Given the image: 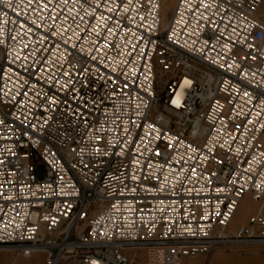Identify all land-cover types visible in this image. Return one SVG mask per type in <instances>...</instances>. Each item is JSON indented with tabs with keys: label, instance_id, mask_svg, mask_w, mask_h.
I'll use <instances>...</instances> for the list:
<instances>
[{
	"label": "built area",
	"instance_id": "1",
	"mask_svg": "<svg viewBox=\"0 0 264 264\" xmlns=\"http://www.w3.org/2000/svg\"><path fill=\"white\" fill-rule=\"evenodd\" d=\"M164 2L0 0V250L264 252L261 0Z\"/></svg>",
	"mask_w": 264,
	"mask_h": 264
},
{
	"label": "rangeland",
	"instance_id": "2",
	"mask_svg": "<svg viewBox=\"0 0 264 264\" xmlns=\"http://www.w3.org/2000/svg\"><path fill=\"white\" fill-rule=\"evenodd\" d=\"M169 3L171 4L172 0H168V4ZM259 15H260V18L264 21V0H261ZM257 208H258L257 203H254V202L250 201L248 197H245L241 201V203L238 207V210L234 216L235 217L234 221L231 223L230 227L227 228V233H233L235 228L239 224L246 223L249 215L252 212H254L255 210H257ZM237 247L238 246H236V245H220L207 254H199L194 258L183 259V260L187 261V262L198 264L197 259L200 258V259H203V261L199 262V264H210L209 259L217 250H224L226 253H231V251ZM151 251H152V249L137 248V247H129V249L125 250V252L130 257V264H147V260H148L147 255ZM238 253L240 254V256H242L243 261H246L250 264H257L261 259H263L262 258V254H263L262 252H255L252 250L248 251V250L239 249ZM1 255H5V256H2L4 259H1V260H5V258H6V261L8 263H11L14 261L22 262L21 260H27V259L20 257L16 252L8 251V250H0V256ZM43 260H44V255L41 254V256L39 257L38 264H43ZM24 262L25 261H23V263Z\"/></svg>",
	"mask_w": 264,
	"mask_h": 264
},
{
	"label": "crops",
	"instance_id": "3",
	"mask_svg": "<svg viewBox=\"0 0 264 264\" xmlns=\"http://www.w3.org/2000/svg\"><path fill=\"white\" fill-rule=\"evenodd\" d=\"M239 249L241 248L240 247L234 248V250H232L231 253H226L224 250H217L209 259V263L210 264H250L246 261H243L242 256H240V254L238 253ZM262 253H263L262 254L263 259H261L257 264H264V252ZM2 256H5V255L0 256V264H38L41 253L39 252L34 253L29 259L21 260L22 262L14 261L11 263H8L6 261V258L5 260H1V259H4ZM23 261L25 262L23 263ZM202 261L203 259H200V258L197 259L198 264L199 262H202ZM180 264H197V263H191V262L181 260Z\"/></svg>",
	"mask_w": 264,
	"mask_h": 264
},
{
	"label": "bare ground",
	"instance_id": "4",
	"mask_svg": "<svg viewBox=\"0 0 264 264\" xmlns=\"http://www.w3.org/2000/svg\"><path fill=\"white\" fill-rule=\"evenodd\" d=\"M174 2H175V0H172V3L170 4H168V0H165V2L163 3V6H164V8H163V12H162V18H163V26H166V21H165V9H167L168 7H170L171 5H173L174 4ZM245 197H247V196H245ZM245 197H243V199L245 198ZM243 199H241V201L243 200ZM250 200V199H249ZM241 201H240V203H241ZM251 201V200H250ZM253 202V201H252ZM240 203H239V205H240ZM255 203V202H254ZM239 205H238V207H239ZM238 207H237V209H236V212H237V210H238ZM236 212L234 213V215H233V217H232V219H231V221H230V223H229V225H228V227H230V225H231V223L234 221V219H235V214H236ZM227 227V228H228ZM227 228H226V234H230V233H227ZM235 231V230H234ZM35 253H37V252H35ZM40 253V252H39ZM34 254V253H33ZM32 254V255H33ZM31 255V256H32ZM30 256V257H31ZM29 257V258H30ZM28 258V259H29Z\"/></svg>",
	"mask_w": 264,
	"mask_h": 264
}]
</instances>
